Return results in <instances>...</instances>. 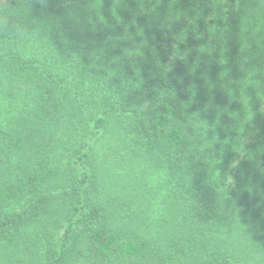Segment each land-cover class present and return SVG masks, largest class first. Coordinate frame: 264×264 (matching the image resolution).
Returning a JSON list of instances; mask_svg holds the SVG:
<instances>
[{"label": "trees", "instance_id": "trees-1", "mask_svg": "<svg viewBox=\"0 0 264 264\" xmlns=\"http://www.w3.org/2000/svg\"><path fill=\"white\" fill-rule=\"evenodd\" d=\"M0 264H264V0H0Z\"/></svg>", "mask_w": 264, "mask_h": 264}]
</instances>
